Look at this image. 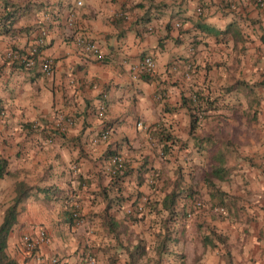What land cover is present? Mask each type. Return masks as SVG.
Wrapping results in <instances>:
<instances>
[{
  "label": "crops",
  "instance_id": "1",
  "mask_svg": "<svg viewBox=\"0 0 264 264\" xmlns=\"http://www.w3.org/2000/svg\"><path fill=\"white\" fill-rule=\"evenodd\" d=\"M13 1L26 11L0 34V157L6 159L0 220L14 184L32 188L17 205L7 253L20 264H47L49 256H56L53 264H87L86 253L91 264H264V5ZM42 29L37 58H51L50 75L4 53L28 51ZM77 32L97 42L101 59L74 45ZM147 53L155 61L150 74L133 67ZM193 94L198 119L189 133L180 102ZM66 116L71 122L59 128ZM101 130L107 137L96 140ZM161 132L181 137L192 151L189 166L206 170L214 151H229L227 175L212 178L221 193L200 190L204 203L189 217L185 210L196 193H181L172 214L161 206L172 188L155 162V150L162 154ZM107 147L125 162L121 177H112ZM37 226L50 235L37 251L42 258L20 240Z\"/></svg>",
  "mask_w": 264,
  "mask_h": 264
},
{
  "label": "trees",
  "instance_id": "2",
  "mask_svg": "<svg viewBox=\"0 0 264 264\" xmlns=\"http://www.w3.org/2000/svg\"><path fill=\"white\" fill-rule=\"evenodd\" d=\"M12 2H16L13 0H0V34L7 33L11 31L12 24L15 19L26 11L25 8L14 7ZM14 49V48H11ZM196 94V93H195ZM193 94V98H187L186 96H182L180 104L185 106L189 115L188 120V132H192L196 126V122L198 119V108L197 104L194 102L196 99V95ZM174 108V106H172ZM108 123L105 124V127ZM158 140L162 141V154H167L166 152L170 150L171 144H175L179 141L176 136H173L167 132H161L156 134ZM171 143V144H169ZM117 151L114 148L106 149L104 153V157L109 158L112 154ZM228 150L226 148H219L214 151L209 156V166L203 173V180L207 187H209V192L216 191L221 193L212 178L223 179L224 176L227 175V167L224 166L225 160L227 159ZM6 167V159L0 157V177L5 173ZM126 172V165L124 162V167L117 170L115 173H112L114 178L121 177ZM177 184V182H175ZM32 188V186L26 185L24 182H16L14 184V196L11 201L3 208L1 220H0V264H20L13 257H11L6 251L7 237L9 235L10 230L13 225L17 221V213L18 208L17 205L21 201L22 197L27 194L28 190ZM183 189V188H182ZM185 189V190H184ZM185 194H190L192 191L189 188H184ZM180 189L171 188L162 198L161 206L167 209L169 214H172L175 208V202L177 196L180 192H183ZM193 193V192H192ZM109 202V201H108ZM109 206V203L105 205V207ZM74 213L75 211H71L69 217L74 221ZM109 226H113V221L111 216H107ZM75 222V221H74ZM137 249V247H136Z\"/></svg>",
  "mask_w": 264,
  "mask_h": 264
},
{
  "label": "built area",
  "instance_id": "3",
  "mask_svg": "<svg viewBox=\"0 0 264 264\" xmlns=\"http://www.w3.org/2000/svg\"><path fill=\"white\" fill-rule=\"evenodd\" d=\"M253 2L258 6L264 5V0H253ZM75 3L80 4L81 1L75 0ZM74 10H75L74 8H71L67 14L66 23L69 25L72 24L73 22L74 14H75ZM177 24L178 22H175V25ZM44 36H45V31L42 29L39 32L38 36H36L35 43L29 47L28 51L21 52V51H18L17 49L15 50V49L9 48L4 52L5 56L10 59L17 60L19 64L23 66L24 68H29L37 63L39 65L40 70L44 74L50 75L53 69L51 58L49 57H43L40 59L37 58L38 51L40 47L44 44ZM72 36H73L72 40H73L74 45L78 47V49H80L81 52L91 54L96 59L102 58L103 53L101 51L100 46L88 34H86L85 32H77L73 34ZM186 66L189 67L190 66L189 63H187ZM133 67L137 70L142 71L143 73L150 74L153 72L154 67H155L154 58L149 53L144 54L142 58ZM188 74H189L188 72L184 73V76L187 77ZM97 109H98L97 111L98 115H101L102 114L101 105L98 106ZM64 122L70 123L71 118L69 116H66L64 118V121L57 123V126L59 128H63ZM106 137H107V130H101L96 135V140L97 139L105 140ZM108 160L110 161L112 165L110 168L111 173H115L117 170L124 167V160L118 152L112 154L108 158ZM145 201L146 199L143 196L142 200L138 201L135 204L136 209L140 210L143 207ZM200 205H201L200 200L195 199V200L189 201L188 208L185 210L186 216L189 217L191 215L192 207H197ZM214 209L221 213L224 212L223 206H214ZM74 221L75 223L79 221V216L77 213H74ZM20 240L23 244L24 249L27 252L36 253L39 258H42V256L37 251H39V248L42 244H46L50 241V235L45 227L37 226L33 231L23 233L20 237ZM83 258L85 262H87V264L93 263V257L90 253H86L85 255H83ZM56 260H57L56 256H49L48 258H46L47 264H53L56 262Z\"/></svg>",
  "mask_w": 264,
  "mask_h": 264
},
{
  "label": "rangeland",
  "instance_id": "4",
  "mask_svg": "<svg viewBox=\"0 0 264 264\" xmlns=\"http://www.w3.org/2000/svg\"><path fill=\"white\" fill-rule=\"evenodd\" d=\"M177 138L179 141L175 144V146L171 147V149L166 152L167 154L164 155L155 150V162H157V165L161 168L162 175L170 178L169 184L172 183L171 186L174 190L180 189L183 191L184 188L190 187L191 191L193 192H191L192 194H198V196H195V199L200 200L202 204L204 203V199L202 196H200V190L206 191L209 188L206 186L205 181L203 180V173L205 171L204 167L201 165H198L200 167L196 165H188L187 160L190 159L187 158V155H189L192 151H187L185 149V146H183L181 143V137ZM175 182H177V184H175ZM181 193H185V191L180 192L179 195ZM179 195L177 196L175 204H177L179 200ZM193 199L194 198H192V200ZM4 203L6 202H1L0 200V206H2ZM210 208H212L211 205Z\"/></svg>",
  "mask_w": 264,
  "mask_h": 264
}]
</instances>
